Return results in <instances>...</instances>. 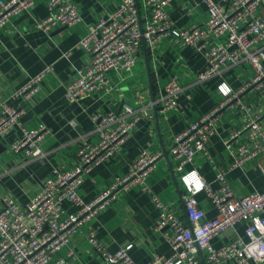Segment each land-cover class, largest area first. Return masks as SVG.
<instances>
[{"label":"built area","instance_id":"1","mask_svg":"<svg viewBox=\"0 0 264 264\" xmlns=\"http://www.w3.org/2000/svg\"><path fill=\"white\" fill-rule=\"evenodd\" d=\"M38 1H0V31L13 18L32 10ZM173 1L116 0L113 13L90 26L89 32L79 41L77 47L90 57L84 69L68 83L66 97L74 102L91 94L111 93L114 74L122 83L133 75L144 42L155 50L169 38L194 48L207 62V69L196 76L200 82L242 63L250 65L254 70L250 81L238 91L226 83L220 84V103L175 137L170 152L186 188L185 209L189 224L182 222L173 204L154 196L160 211L157 231L167 230L172 254L169 257L156 255L147 264H264V192L238 196L228 181L231 170L264 156V117L248 114L243 128L225 140L228 155L233 159L228 168L219 167L209 153L222 112L239 103L240 94L248 89H256L264 95V17L261 10L264 0H229L227 8L215 0H203L208 7L207 19L184 27L177 26L169 15ZM46 4L49 15L36 21L35 27L39 30L50 33L83 22L76 0H46ZM53 72V66H46L16 91L13 98H33ZM182 91L179 81L172 79L157 100L137 95L134 101L124 104L121 115L98 112L93 120L99 140L96 144L82 143L72 169L54 168L43 181L42 189L26 205L5 196L4 207L0 210V264H75L73 252H69L67 258H57L58 254L70 245L86 222L110 205L117 190L151 192L148 179L162 153L144 150L129 172L118 177L93 202L85 203L80 195L91 171L119 155L138 123L154 119L153 108L158 105L165 111L173 110ZM23 114L21 109L2 105L0 139L22 126ZM50 135L51 131L43 124L35 129L24 127L23 137L11 143L10 151L37 159L43 156V145ZM198 156L206 157L212 164L217 188L203 181L197 171L184 174L185 167ZM202 192L217 210L214 219L207 218L197 198ZM66 202L75 204L78 212L69 213L64 206ZM241 223L246 224L244 237L236 235L232 241L214 246L215 238L228 233L235 235ZM89 242L105 264H134L131 246L111 254L94 232L89 233Z\"/></svg>","mask_w":264,"mask_h":264},{"label":"crops","instance_id":"2","mask_svg":"<svg viewBox=\"0 0 264 264\" xmlns=\"http://www.w3.org/2000/svg\"><path fill=\"white\" fill-rule=\"evenodd\" d=\"M215 1L225 8L229 6V0ZM76 3L83 17V22L77 26L58 28L50 33L37 29L36 21L49 15L46 0H39L32 10L13 18L0 31V112L3 104L24 111L22 126L0 139V145L5 148L0 155V210L4 207L5 196L26 205L42 189L43 181L54 168L74 167L82 143L96 144L99 140L93 120L95 114L115 112L121 115L124 104L134 101L137 95L157 100L164 94L166 83L174 79L183 87L175 108L165 111L159 105L154 107V119L141 120L123 144L119 155L91 171L80 195L85 203L93 202L118 177L129 172L132 163L144 150L162 153L148 179L151 192L117 190L110 205L86 222L70 245L57 256L67 258V254L73 252L75 264H105L89 242V233L94 232L111 254L131 246L130 255L134 264H147L156 255L169 257L172 248L166 237L167 230L157 231L160 211L154 203V196L164 203L173 204L182 222L189 224L185 209L186 188L170 152L173 141L190 123L205 116L220 103V84L226 83L238 91L252 79L254 70L242 63L200 82L196 76L207 69L206 60L194 48L168 38L155 50L143 44L133 75L122 83L114 74L111 93L91 94L78 101H69L66 97L67 85L84 69L90 57L77 47L79 41L89 32L90 26L109 17L116 8V0H76ZM261 10L264 17V1ZM142 13L146 15V11L142 10ZM169 15L179 27L200 24L208 17V7L203 0H174L169 7ZM50 65L54 67V72L42 83L37 95L31 99L13 98L16 91ZM239 101L222 112L216 135L209 146L210 155L221 168H228L233 162L226 150L225 140L243 128L248 114L264 117V95L256 89L241 93ZM42 124L51 131L43 145V156L32 159L25 153L10 151L11 143L23 137L24 127L35 129ZM191 171H197L203 181L218 187L212 164L206 157L198 156L185 167L184 174ZM228 181L238 196L264 192V156L231 170ZM197 198L207 218L214 219L217 210L205 193H200ZM64 206L69 213L79 210L71 202H66ZM245 228V223L239 224L235 235L228 233L215 238L214 246L220 247L236 235L244 237Z\"/></svg>","mask_w":264,"mask_h":264},{"label":"water","instance_id":"3","mask_svg":"<svg viewBox=\"0 0 264 264\" xmlns=\"http://www.w3.org/2000/svg\"><path fill=\"white\" fill-rule=\"evenodd\" d=\"M137 1H138V0H137ZM143 44L146 45L145 42H144ZM2 149H5V148H4V146L0 145V155H1V151H2Z\"/></svg>","mask_w":264,"mask_h":264},{"label":"clouds","instance_id":"4","mask_svg":"<svg viewBox=\"0 0 264 264\" xmlns=\"http://www.w3.org/2000/svg\"><path fill=\"white\" fill-rule=\"evenodd\" d=\"M226 90V89H225Z\"/></svg>","mask_w":264,"mask_h":264}]
</instances>
